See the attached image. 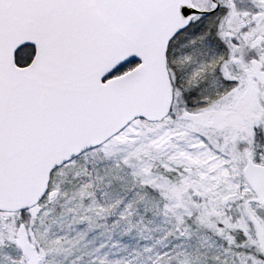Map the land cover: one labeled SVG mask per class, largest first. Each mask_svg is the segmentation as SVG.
Masks as SVG:
<instances>
[{"label":"snow or ice","instance_id":"6c2138e0","mask_svg":"<svg viewBox=\"0 0 264 264\" xmlns=\"http://www.w3.org/2000/svg\"><path fill=\"white\" fill-rule=\"evenodd\" d=\"M0 264H264V0H0Z\"/></svg>","mask_w":264,"mask_h":264}]
</instances>
